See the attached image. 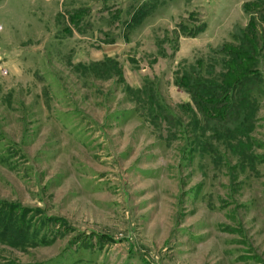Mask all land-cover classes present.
Returning a JSON list of instances; mask_svg holds the SVG:
<instances>
[{
	"label": "rangeland",
	"instance_id": "374dc122",
	"mask_svg": "<svg viewBox=\"0 0 264 264\" xmlns=\"http://www.w3.org/2000/svg\"><path fill=\"white\" fill-rule=\"evenodd\" d=\"M0 264H264V0H0Z\"/></svg>",
	"mask_w": 264,
	"mask_h": 264
},
{
	"label": "trees",
	"instance_id": "16d2710c",
	"mask_svg": "<svg viewBox=\"0 0 264 264\" xmlns=\"http://www.w3.org/2000/svg\"><path fill=\"white\" fill-rule=\"evenodd\" d=\"M205 89V88H204ZM210 89V88H209ZM200 95V94H199ZM216 95V94H215ZM214 95H210V91H207L206 93L205 92H202V97L201 98H204V99H208L210 97H213Z\"/></svg>",
	"mask_w": 264,
	"mask_h": 264
}]
</instances>
